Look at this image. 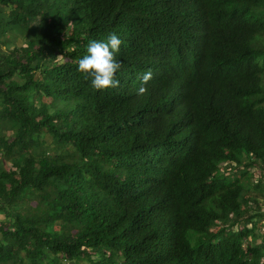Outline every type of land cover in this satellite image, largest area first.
<instances>
[{
    "label": "trees",
    "instance_id": "obj_1",
    "mask_svg": "<svg viewBox=\"0 0 264 264\" xmlns=\"http://www.w3.org/2000/svg\"><path fill=\"white\" fill-rule=\"evenodd\" d=\"M113 32L94 89L77 63ZM9 33L0 264H264V0H0Z\"/></svg>",
    "mask_w": 264,
    "mask_h": 264
},
{
    "label": "clouds",
    "instance_id": "obj_2",
    "mask_svg": "<svg viewBox=\"0 0 264 264\" xmlns=\"http://www.w3.org/2000/svg\"><path fill=\"white\" fill-rule=\"evenodd\" d=\"M121 40L116 33H109L106 38L92 40L88 43L86 54L77 63V71L90 77V85L94 89L115 88L119 81L115 78L120 61L115 58ZM151 73L145 72L142 80L150 79ZM141 87L139 92H144Z\"/></svg>",
    "mask_w": 264,
    "mask_h": 264
},
{
    "label": "rangeland",
    "instance_id": "obj_3",
    "mask_svg": "<svg viewBox=\"0 0 264 264\" xmlns=\"http://www.w3.org/2000/svg\"><path fill=\"white\" fill-rule=\"evenodd\" d=\"M5 10L7 11V9H5ZM6 37H7V38H5L6 40L2 39L1 43H0V56H2L3 53H6L7 51H9V49H11L13 45H15V44H17V42H19V41H17V35L16 34L14 35L13 33H9ZM262 85L264 86V77L262 80ZM43 100L47 101V102L50 101V99H46V98H44ZM6 134H7L6 137L8 138V140H11L13 138V136L15 135V133H11V131H7ZM45 139H47V141H50L48 135H45ZM49 147H50L49 152L51 154H54V155H58L60 153H62V155H63L64 150H70L71 149L70 147H69L70 149L65 148L64 150H61L60 148H55L53 146L52 147L49 146ZM1 156L2 155L0 152V165L2 163V167H4L5 169H10V163L8 161H6L4 158H1ZM250 171L251 172L254 171L255 175H257L259 173V170L254 169V167L250 168ZM250 195H254V197L257 198L258 209L261 212H264V179H263L262 183L260 184V187L257 190L250 192ZM250 205H252V203ZM1 218H3V216L0 213V219ZM55 229H56V227H49L48 228L49 231L55 230ZM257 242H259V241H257ZM61 264H75V262L74 261L69 262L66 260H61ZM78 264H88V262L85 260H80L78 262Z\"/></svg>",
    "mask_w": 264,
    "mask_h": 264
}]
</instances>
